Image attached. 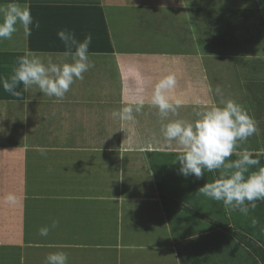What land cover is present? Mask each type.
<instances>
[{
  "label": "crops",
  "instance_id": "1",
  "mask_svg": "<svg viewBox=\"0 0 264 264\" xmlns=\"http://www.w3.org/2000/svg\"><path fill=\"white\" fill-rule=\"evenodd\" d=\"M10 2L12 0H0V5ZM17 2L30 7L34 21H38L40 27L33 28L32 34L26 37V46L23 45L22 51L19 48L17 54L11 53L17 48L8 44L13 42L15 36L13 40L2 42L4 44L0 53V78H10L16 64L14 61L17 62L18 58L23 56L20 52L43 53L50 55L54 62L64 61L60 53L65 47L57 37V32L62 29L72 31L78 41H83L89 34L92 36L89 52L94 53L90 56L93 67L84 73L82 80L73 83L65 95L68 97L66 100L48 97L36 86H31L25 91L23 85L16 88L22 95L15 97L5 92L0 84V143H4L2 149L0 147V193H14L16 178L20 179L18 189L25 191L27 188L23 171L16 168L17 149L10 148V145L23 143L27 138L24 131L35 129L38 123L44 131L43 139H46V124L52 123L55 140H59L62 145H68L63 159L81 163L83 167L80 166V171L88 172L75 177L84 179L83 189L86 190V195L90 196L86 197L84 210L80 215L78 204L73 201L78 198L74 196L66 199L69 202L63 205L64 208L55 210L46 205L42 213L51 221L70 225L72 231L76 227V232L82 233L84 241H88V247L93 248V256L98 258L94 264H220L218 260L223 258L224 250H216L213 247L217 242L222 244L224 236L227 237V245L233 243V233L236 231L229 226L228 235H224L206 229L208 222L210 225H222L221 222L214 221L217 220L213 218L214 214L208 215L198 205V197L203 196L198 191L199 188L211 182L205 174L200 179L191 175L185 178L179 174L180 165L176 162V157L180 153V147L174 141L166 142L161 131L163 125L170 120L192 122L197 119L198 111L206 109H203L198 101L196 104L179 102L178 113L170 114L165 120L160 118L158 110L151 104L152 90L146 87L147 79L140 80L138 75H135L134 63L130 62L132 58L125 60L124 64V57H117V53L122 49L113 42L116 32L112 25H119L118 31L122 33L126 28L136 29L134 23L127 18L132 9L124 4L126 0ZM257 10L264 11V2L259 3ZM94 22L100 28L93 25ZM17 28L18 33L22 28ZM176 85L178 90L168 93L172 103L176 102L175 96L187 98L190 95L188 91L182 95L184 90L178 83ZM141 100L143 107L139 112L134 111V121L112 117L113 111L125 106L135 108ZM188 110H195L193 120ZM157 117L159 124L149 128L148 123L156 122ZM8 128L11 129L10 135H7ZM247 143L249 141L243 142L244 145ZM37 149L33 153H36ZM24 161L26 159L22 156V162ZM27 169L31 170V162ZM32 176L29 173V179ZM71 177L74 178L72 175ZM175 178L182 183L183 180L187 181V186L195 196L191 199L186 196V200L181 201L172 199L169 185ZM44 188L52 189L50 185ZM190 191L188 190V193ZM49 198L45 196L41 199L48 202ZM210 200L212 203V199ZM7 201L0 198V224L3 221L6 224L10 218L18 220L17 203H13L12 213L9 214ZM20 203L26 205L30 201L25 199ZM89 203H93L94 207ZM219 204L220 201L213 206L218 209ZM23 215L25 221L28 218L26 210ZM254 220L251 223L246 222L247 225H252ZM90 225L95 228L91 229ZM190 229L201 231L190 238L187 235ZM247 233L246 237L256 241L252 231L247 229ZM245 250L238 249L236 253L241 258H249L252 253ZM4 252L7 253L0 250V264H8L11 260L2 254ZM20 257L24 261L25 253Z\"/></svg>",
  "mask_w": 264,
  "mask_h": 264
},
{
  "label": "rangeland",
  "instance_id": "2",
  "mask_svg": "<svg viewBox=\"0 0 264 264\" xmlns=\"http://www.w3.org/2000/svg\"><path fill=\"white\" fill-rule=\"evenodd\" d=\"M260 2L264 0H126L124 4L132 9L127 18L134 23L136 29L126 28L122 33L118 31L119 25H112V29L116 32L113 42L122 49L117 53V57H124V64L125 60L132 58L130 62L134 63L135 75H138L140 80L147 79L146 87L150 90L153 91L159 79L173 72L178 85L184 90L182 95L185 91L190 94L187 98L175 96L176 102L198 101L203 109H207L213 104L221 105V100L231 99L248 112L256 122L257 132L246 140L249 143L245 145L243 142L240 143L238 150L236 149L228 160L238 159L239 155L245 151L252 153V158L259 159L260 163L252 166L250 172L264 167V154H261L264 153V11L257 10ZM93 25L97 26L95 22ZM23 32L21 29L18 33L16 31L10 39L0 40V53L3 50L2 42L13 40L14 36L13 42L8 44L17 49L11 53L17 54L20 49L22 51L23 45L25 47L27 44L25 41L27 36ZM126 32L127 35H125ZM20 54L24 56L27 53L20 52ZM14 63L17 64L15 61ZM217 88L221 90L222 95L217 94ZM173 90H178L177 85ZM191 91L201 93L194 94ZM66 99L68 97L62 100ZM194 111L188 110L192 120ZM178 117H180L179 114ZM154 124H159L158 117L156 122L150 121L148 127L152 128ZM46 127L47 132L44 133L46 139H43L44 131L38 123L35 129H29V127L28 131H24L26 136L23 134V137L27 138L23 140V143L10 145V148L17 149L15 156L19 161L15 157L16 168L18 171H23L27 188L25 191L18 189L20 179L16 178L14 193H10L11 191L9 194L0 193V198L3 199L10 194L13 195L14 202L18 206V220L10 218V220L7 219L6 224L4 221L0 224V250L7 251L8 254L5 252L2 254L11 259L8 264H20V262L44 264L46 256L57 251L67 254L68 264H94L98 258L93 256L95 255L92 252L93 248L88 247V241H84L82 233L76 232V227L72 231V227L68 224H57L55 229L50 230L47 237H41L38 234L39 228L50 225L52 222L42 213L44 206L48 205L49 208L59 210L61 207L64 208L63 205H67L66 203L69 202L66 201L67 198L74 196L78 198L77 201L76 199L73 201H75L74 204H78L80 215L84 210L86 197L90 196L86 195L87 192L83 189L84 179L75 177L88 172L80 171L83 167L81 163L63 159L68 145H62L59 140H55L52 123L47 122ZM50 130L51 132H48ZM10 133L11 129L8 128L7 135ZM23 137L21 136L20 140ZM3 144L0 143L1 149ZM76 147L81 149L79 146ZM131 147L136 148V146ZM35 149L38 152L33 153ZM41 149L45 150L44 155L41 154ZM22 156L26 161L22 162ZM30 162L31 170L28 171L27 166ZM220 171L214 170L209 173L211 175L205 172V177L211 183L215 182L220 178ZM28 172L33 175L31 179ZM47 185H50L52 189H45L44 186ZM164 188H166L165 185ZM169 189L172 199L177 201L186 200V196L190 199L195 196L187 186V181L183 180L182 183L178 178L171 182ZM45 196L50 197L48 202L41 199ZM198 198L200 204H197L208 215L214 214L213 218L217 219L214 221L222 224L218 227L208 222L206 229L228 235L227 230L231 226L234 231L245 236L248 234V229L255 235V245L258 244L264 248V201H256V208H250L248 214L243 215L239 211L229 212L222 202L219 204L220 209H216L213 205L219 201L212 200L211 203V200L204 195ZM25 199L30 203L26 205L20 203ZM7 202L10 214L14 202ZM89 205L94 207L93 203ZM25 210L28 218L24 221L23 211ZM253 220L252 225H247L246 222L251 223ZM90 227L95 228L93 225ZM199 231L201 229H190L187 235L193 238V235ZM96 238L93 237V239ZM226 238L224 236L222 244L217 242L213 247L216 250H224L223 258L218 260L220 264L224 262L263 264L260 257H256L236 237H234L235 241L229 245L226 244ZM238 249L250 251L252 255L250 254L249 258H241L236 253ZM23 253H25L24 261L20 257Z\"/></svg>",
  "mask_w": 264,
  "mask_h": 264
},
{
  "label": "clouds",
  "instance_id": "3",
  "mask_svg": "<svg viewBox=\"0 0 264 264\" xmlns=\"http://www.w3.org/2000/svg\"><path fill=\"white\" fill-rule=\"evenodd\" d=\"M17 26L23 29L26 36H30L33 28L39 29L40 24L34 21L27 4L12 0L6 5H0V40L10 39L18 30ZM57 37L65 47L60 53L64 61L54 62L50 55L28 52L18 58L10 78H0L5 92L20 97L22 93L16 91L18 85H23L25 91L36 86L48 97L63 99L73 83L84 78V73L93 67L90 56L94 53L89 52L92 36L89 34L83 41H78L72 31L62 29L57 32ZM69 60L71 62H65ZM176 83L174 75H167L153 87L151 104L158 110L162 120L175 114L179 107V102H170L168 96ZM216 92L222 95L219 88ZM221 105L213 104L206 110L198 111L197 119L192 122L170 120L161 131L166 142L174 141L180 147L176 157L180 175L200 179L205 171L211 173L221 170L219 179L205 183L198 191L214 201L222 202L229 212L239 211L247 215L250 208H256V201H264V167L250 172V168L260 161L253 159L252 153L247 151L236 160L229 161L228 158L240 143L257 132V126L248 112L235 101L221 100ZM142 107L143 100L135 108L125 106L113 111L112 117L134 121V111L139 112ZM40 151L42 155L45 154L44 149ZM6 199L9 202L15 201L11 194ZM57 224L58 221L53 220L50 225L39 228L38 234L47 237ZM44 264H68V256L63 251L51 252L46 256Z\"/></svg>",
  "mask_w": 264,
  "mask_h": 264
},
{
  "label": "trees",
  "instance_id": "4",
  "mask_svg": "<svg viewBox=\"0 0 264 264\" xmlns=\"http://www.w3.org/2000/svg\"><path fill=\"white\" fill-rule=\"evenodd\" d=\"M217 226L221 227L222 225L217 224ZM234 236L238 239V241L240 243H242L246 248H248L249 250H251V252L256 256V257H260V259L262 260V263L264 264V248L261 247V245H255V240L251 239L250 237H246L245 235H242L238 232H234L233 233ZM262 239V238H260Z\"/></svg>",
  "mask_w": 264,
  "mask_h": 264
}]
</instances>
